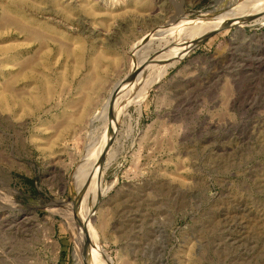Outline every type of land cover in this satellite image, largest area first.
<instances>
[{
	"label": "rangeland",
	"instance_id": "374dc122",
	"mask_svg": "<svg viewBox=\"0 0 264 264\" xmlns=\"http://www.w3.org/2000/svg\"><path fill=\"white\" fill-rule=\"evenodd\" d=\"M252 1L0 0V264H264Z\"/></svg>",
	"mask_w": 264,
	"mask_h": 264
},
{
	"label": "bare ground",
	"instance_id": "6f19581e",
	"mask_svg": "<svg viewBox=\"0 0 264 264\" xmlns=\"http://www.w3.org/2000/svg\"><path fill=\"white\" fill-rule=\"evenodd\" d=\"M259 2H261V1H256V0H253L252 1V4L250 5V6H255V4H258ZM231 15V14H230ZM229 15V16H230ZM227 16V15H226ZM206 17V19H204V21H202V22H195V21H190V20H183V19H181L180 17V15L178 14V16H176V21H174V23L173 24H171V22H167V24H166V26L165 27H163L162 29H160V31L157 33H154V34H152L150 37H148V38H146V44H147V41H149L150 39L152 40V38L154 37V36H158V34L160 35V33H162L163 31H166L168 28H170L171 26H178V27H183V28H186V29H189V30H192V29H197V28H199V27H202V26H209V27H211V28H207V29H213V28H215V27H218V26H221L220 24H222V23H225L226 21H229V19H230V17ZM230 22V21H229ZM222 25H224V24H222ZM215 26V27H214ZM207 29H203V30H200L199 32H201V31H206ZM155 38V37H154ZM157 38V37H156ZM144 40L145 39H143V40H141V42H139L138 44H137V46L138 45H142V43L144 42ZM151 42V41H150ZM152 44V43H151ZM148 45H149V42H148ZM148 45L146 46V47H148ZM137 46H135V56L134 57H137V62L135 61V64H133L132 63V65H133V71H132V74H133V76H134V74H135V76H139V75H143V73H144V71H145V66H146V63H147V60H148V58H149V52H147V51H145V52H147V53H141V50H139L140 51V53H141V56L139 55V54H137ZM140 47V46H139ZM145 47V49H147ZM142 48H143V45H142ZM144 49V50H145ZM150 50V49H149ZM148 50V51H149ZM132 68V67H131ZM131 73V72H130ZM141 77V76H140ZM130 78V77H129ZM142 78V77H141ZM140 78V79H141ZM131 79H132V77H131ZM137 79V78H136ZM129 81V80H128ZM140 81V80H139ZM137 82V81H136ZM133 84V83H132ZM128 85H129V83H128ZM127 85V86H128ZM134 85V84H133ZM130 88V87H129ZM118 89V88H117ZM116 89V90H117ZM114 91V93L115 92H117V91ZM114 93H113V96H114ZM111 101V100H110ZM110 101H108V102H106V106L105 107H103L102 108V110H99L100 112L102 111H104L105 109H107V107H108V105L110 104ZM111 102H113V101H111ZM111 107V106H110ZM96 114H97V112L95 113V115L91 118V120H93L94 118H95V116H96ZM91 149V148H90ZM90 151V150H89ZM89 151H88V153H89ZM85 195V194H84ZM83 195V196H84ZM83 198V197H82ZM84 200V203L87 201V205H86V207H84V217H82L83 218V221H84V223L85 224H83L84 225V229H83V231L81 230V235H82V237H81V240L83 239V237L84 238H86V241H87V243L88 242H90V238H91V236H93L92 235V229H91V227H90V222H89V218H90V216H89V207H90V202H89V197H88V195L86 194L85 196H84V199H82V201ZM81 203H83V202H81ZM93 206H94V195H93ZM83 228V227H82ZM91 242H92V240H91ZM81 250H82V245H81ZM83 251V250H82ZM86 255V254H85ZM84 262V261H83ZM85 263V262H84ZM83 263V264H84Z\"/></svg>",
	"mask_w": 264,
	"mask_h": 264
}]
</instances>
